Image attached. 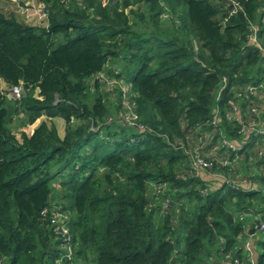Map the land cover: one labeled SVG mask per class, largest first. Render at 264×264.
<instances>
[{
	"label": "trees",
	"instance_id": "trees-1",
	"mask_svg": "<svg viewBox=\"0 0 264 264\" xmlns=\"http://www.w3.org/2000/svg\"><path fill=\"white\" fill-rule=\"evenodd\" d=\"M38 1L36 24L0 10V80L23 89L0 90V264H264V236L252 260L241 243L262 211L264 156L237 142L251 104L264 120V89L243 92L264 79L248 42L251 25L264 43V0ZM99 74L126 85L133 125L113 116L122 100L111 112ZM195 138L201 154L238 145L237 162L218 148L197 171Z\"/></svg>",
	"mask_w": 264,
	"mask_h": 264
},
{
	"label": "built area",
	"instance_id": "built-area-1",
	"mask_svg": "<svg viewBox=\"0 0 264 264\" xmlns=\"http://www.w3.org/2000/svg\"><path fill=\"white\" fill-rule=\"evenodd\" d=\"M117 2V0H102V3H106V2ZM235 7L240 8V5L237 2L233 3ZM44 6L42 5H38L37 6V15L38 17H44ZM248 42L253 43L257 49L262 52V54H264V45H261L260 40L256 37V28L255 26H249V35H248ZM259 89H264V79L259 83L258 86L255 85H246L244 87V93H248V94H253L254 96H258L260 93ZM258 93V94H257ZM238 94V93H237ZM23 95V89L20 85L18 86H11L9 88V92L7 94L8 98H12V99H19L21 96ZM248 102H252L251 100H247ZM237 106V103H236ZM251 109H249V114H252L254 117H257V111H259L258 107H255V104H251ZM234 107H232L233 110ZM131 118L136 120V117L134 115H132L131 113H129ZM246 115V113H245ZM234 119H236L235 116H233ZM258 118V117H257ZM134 120L132 125L134 124ZM238 132L242 133V138L241 139V143L242 140H244L245 137H247V134L250 133V135H254L257 136L255 137V139H253V143L250 149H246V151H251L253 153L256 154L257 158H260L262 156H264V150L262 149V145L264 143V127L260 124L259 120H255V121H249V123H247L246 125H242L241 128L238 130ZM260 137V139H259ZM198 144H196L191 153H190V160H191V166L194 167L197 171L200 170H204V169H209L210 172V161H208L207 159L210 158L211 156H215V149L218 148H225L227 150L232 151L233 156L231 157L230 160H228V162L225 159L219 158L221 159V164H230V163H236L237 162V158L239 157V155L237 154V146L238 145H234L233 143L229 142L227 139L225 138H220L218 139V142L216 141L214 144V147L209 149L207 152L205 151L204 154H201V151L203 153V148L206 147L207 143H206V139H198ZM245 142V141H244ZM240 143V144H241ZM241 148V146H240ZM252 161V160H251ZM254 162V161H252ZM264 171V167H260V170ZM233 181L235 179H232ZM235 184V183H234ZM165 200V199H164ZM167 200V199H166ZM261 213L257 219V221L254 223L252 230H255L259 233H263L264 234V191H263V200H262V204H261ZM51 222L55 225V232L58 230V234L63 236V239L65 240V242H68L69 240V236H67V230L64 229L63 227H65L64 225H62V223H56V221L52 218ZM64 229V230H63ZM67 245V244H66ZM67 251L69 252V247H67ZM234 263H237V260H234Z\"/></svg>",
	"mask_w": 264,
	"mask_h": 264
},
{
	"label": "rangeland",
	"instance_id": "rangeland-1",
	"mask_svg": "<svg viewBox=\"0 0 264 264\" xmlns=\"http://www.w3.org/2000/svg\"><path fill=\"white\" fill-rule=\"evenodd\" d=\"M162 17H166V15L165 14L162 15ZM139 26L142 29H146L144 27V22L139 23ZM260 43H261V45H264L263 42L260 41ZM97 82L99 84L98 88L100 90V93L104 95L103 98L106 100V103L109 106L111 112H114V109L116 108V105L118 104V99L122 100L123 107H120L114 113L113 116L116 117L119 122L126 123L127 125H132L134 119L131 118V116L129 114V111H127L125 109V107H124L127 104L126 95H125L126 92H127V88H126V85H124V83L122 82V80H120L118 78H115L112 75L109 76V75L99 74L97 76ZM8 87L9 86L7 84L2 83V81L0 80V90H1L2 93H6V95H7L8 92H9ZM120 92H121V95H119ZM215 117L212 120L213 123L215 122ZM40 118L36 119L31 125H27V126L21 128V130H24L26 133H29L38 124V122L40 121ZM52 120H53V122H54V124L56 126V130H57L59 136H62V133H63V121L60 118H53ZM15 136L18 138V133H15ZM209 140H210V138H209ZM195 141H196V144H198L199 140L195 138L193 143H195ZM237 141L240 142L241 139L239 138V139H237ZM216 155H217V152H216ZM252 161H254V159ZM57 188L58 187H57L56 183H54L53 184L54 192L58 191ZM164 189L165 188L163 186V188L161 187L160 190L164 191ZM56 194L59 195V193H56ZM168 202H169L168 199L167 200L165 199L162 207L166 206L168 204ZM52 208H53V210H58L59 206L55 205V204H52ZM66 217L67 216L64 213H59V212H56L54 215H52V218L56 221V223H62L65 220ZM63 228L67 230L66 227H63ZM252 235L253 236H251V237L243 236L241 238V243H243V246H245V244H247L249 240H253L252 241L253 248L256 249V250H259V247H258V245L256 244V242L254 240L262 239L264 235L259 233V232H257V231H255ZM67 236H69L68 232H67ZM65 248H67V247H65ZM242 255L246 258V254H245L244 250H242ZM247 257H248V255H247ZM223 258H224V255H223Z\"/></svg>",
	"mask_w": 264,
	"mask_h": 264
},
{
	"label": "crops",
	"instance_id": "crops-1",
	"mask_svg": "<svg viewBox=\"0 0 264 264\" xmlns=\"http://www.w3.org/2000/svg\"><path fill=\"white\" fill-rule=\"evenodd\" d=\"M38 2H39L38 0H0V10L6 14L13 15L14 18L24 23L36 24L38 22V15H37V3ZM258 96H261V94H259ZM261 103H264V99ZM262 108L263 106L261 104L259 111H257V115H256L258 118L257 117L255 118L257 121L259 120L262 126H264V120H262L261 118L262 116L260 113V110H262ZM255 137L257 136L251 135L250 138L245 137L244 138L245 140H242V143L237 141L238 145L242 147L243 144L249 143L247 145V149H250L253 143V139H255ZM259 166L261 167V164H259ZM256 188H258V190L259 189L261 190L260 192L263 196V189L260 188L259 186H257ZM252 234H253V230L251 228L248 234L246 235V237H251ZM251 241L252 240H249L248 243L245 244V246H243L244 248L243 250L244 251L246 250L245 251L246 256L248 255L247 259H250V260H252V254L254 252L253 249L250 250V248H252Z\"/></svg>",
	"mask_w": 264,
	"mask_h": 264
},
{
	"label": "water",
	"instance_id": "water-1",
	"mask_svg": "<svg viewBox=\"0 0 264 264\" xmlns=\"http://www.w3.org/2000/svg\"><path fill=\"white\" fill-rule=\"evenodd\" d=\"M252 232V231H251Z\"/></svg>",
	"mask_w": 264,
	"mask_h": 264
}]
</instances>
